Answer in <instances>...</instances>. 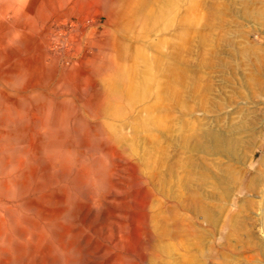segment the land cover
Instances as JSON below:
<instances>
[{
    "label": "rangeland",
    "instance_id": "obj_1",
    "mask_svg": "<svg viewBox=\"0 0 264 264\" xmlns=\"http://www.w3.org/2000/svg\"><path fill=\"white\" fill-rule=\"evenodd\" d=\"M0 264H264V0H0Z\"/></svg>",
    "mask_w": 264,
    "mask_h": 264
},
{
    "label": "bare ground",
    "instance_id": "obj_2",
    "mask_svg": "<svg viewBox=\"0 0 264 264\" xmlns=\"http://www.w3.org/2000/svg\"><path fill=\"white\" fill-rule=\"evenodd\" d=\"M97 4H98V2H97ZM47 135H48V133H47ZM221 135H222V133H218V132H215V131H213V132H211V131H208V132L202 131V133L200 134L201 138L199 139V141L197 142L196 145L194 144V148H196V149L197 148L198 149L208 148V149H211V150H214V148H217V149L220 150V149H222L224 147V145H220V143L225 141V139H226V138H224V139L221 138ZM201 139H202V142H201ZM224 144H225V142H224ZM217 149H216V151H217ZM6 239H8V238H6Z\"/></svg>",
    "mask_w": 264,
    "mask_h": 264
},
{
    "label": "crops",
    "instance_id": "obj_3",
    "mask_svg": "<svg viewBox=\"0 0 264 264\" xmlns=\"http://www.w3.org/2000/svg\"><path fill=\"white\" fill-rule=\"evenodd\" d=\"M101 2V1H100ZM101 4H102V2H101Z\"/></svg>",
    "mask_w": 264,
    "mask_h": 264
}]
</instances>
